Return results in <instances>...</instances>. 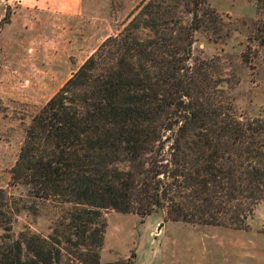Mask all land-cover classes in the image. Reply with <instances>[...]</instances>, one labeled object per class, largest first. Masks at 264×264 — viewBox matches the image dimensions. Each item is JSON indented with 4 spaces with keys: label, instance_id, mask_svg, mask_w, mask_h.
<instances>
[{
    "label": "trees",
    "instance_id": "16d2710c",
    "mask_svg": "<svg viewBox=\"0 0 264 264\" xmlns=\"http://www.w3.org/2000/svg\"><path fill=\"white\" fill-rule=\"evenodd\" d=\"M221 23L205 0H148L31 117L12 179L32 204L69 208L49 236L14 238L23 206L0 189V264H103L107 210L248 228L264 200V118L222 102L216 60L189 63L194 32L217 41ZM251 33L245 63L264 51V15Z\"/></svg>",
    "mask_w": 264,
    "mask_h": 264
},
{
    "label": "rangeland",
    "instance_id": "374dc122",
    "mask_svg": "<svg viewBox=\"0 0 264 264\" xmlns=\"http://www.w3.org/2000/svg\"><path fill=\"white\" fill-rule=\"evenodd\" d=\"M147 1L0 0V189L23 206L12 223L14 238L25 231L49 236L69 208L32 204L28 188L12 179L31 117ZM205 2L222 16L219 33L228 36L214 41L206 29L194 32L189 63L216 60L222 102L237 116L264 118V51L249 63L241 58L247 46L256 49L248 38L264 13L256 0ZM103 220V264H264V200L241 231L172 222L164 210L144 218L107 210Z\"/></svg>",
    "mask_w": 264,
    "mask_h": 264
}]
</instances>
